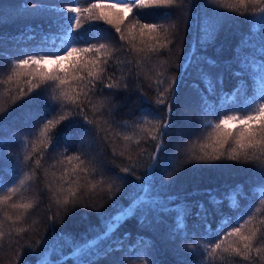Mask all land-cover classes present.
Segmentation results:
<instances>
[{"label":"snow or ice","instance_id":"6c2138e0","mask_svg":"<svg viewBox=\"0 0 264 264\" xmlns=\"http://www.w3.org/2000/svg\"><path fill=\"white\" fill-rule=\"evenodd\" d=\"M221 8L228 13H235L238 17L246 19L256 18L264 26V0H215ZM75 5V6H73ZM150 7H181L177 0H97L89 3L87 7L81 8L78 0H67L63 8H54L53 17L48 21V32L44 39L49 36L60 40L59 50L53 52H33L23 53L21 57L11 61L6 78L0 80L4 85L3 95L16 104L17 101H25V104L42 103L43 93L39 91L46 85H52L53 100L59 102V108L63 112L58 117L45 119L36 133L38 139L32 144V151L25 154L23 162L32 161L33 167L30 172H25L22 176L16 177V169L11 168L12 176H8L0 170V191L6 193L0 195V248L6 244L14 246L15 254L10 264H24L21 259L25 248L36 252L30 241L21 244L27 233L35 230L36 220L28 222L29 215L39 204L38 197H25L23 191L26 185L36 180L37 170L43 169L44 153L51 147H58L60 139L66 136H54L53 133L57 126L72 116L82 118L83 124L90 126V129L101 137L104 143H115V138L122 139L126 147L128 143L139 145L143 139L153 142V150L140 148L137 158L134 160L131 155V148L127 147L128 161L125 166L119 167V172L124 175L118 179L126 180L128 185L134 187V191L128 198L127 205H120L114 200L117 193L122 190L115 185L114 181L106 182L103 174L99 179L96 178L98 169L92 161L87 160L79 152L68 153V148H64L61 158L55 161L51 167L57 165L63 167L57 172H52L49 177V170L43 169L44 188L49 193L48 199L54 204L58 211L63 209L65 212L68 206L76 207L84 197H91L99 189L107 192L109 200L116 204L115 213L106 214L98 212L99 225L90 226L89 232L84 233L79 239L68 235L64 239V244L60 249V259L52 260L48 257L42 259L38 264H67L68 260L72 264H99L102 258L108 257L117 248L125 250V241L129 234L117 237L116 232L120 226L129 218H137L143 225L153 213L166 212L174 214L172 219L170 236L187 231V217L191 214V207H197L199 211L196 215L200 218L198 227L201 229L200 240L194 241L188 247L193 252L197 249L202 253L203 260L199 264H236V258L245 264H264V218L257 220L256 214L250 205H245V211L241 210V199L245 197L243 185L230 187L224 193L217 195L215 190H208L206 193L208 203L212 206L211 214L220 215V227L213 231L209 222V209L204 203L196 201L195 205L190 206L184 203H176L172 196L166 197L172 207H165L160 198L149 199L148 191L151 181L148 173L155 174L157 169L168 171L171 167L170 177L176 174L177 167L171 163V157H166L165 136L169 133L171 122L172 101L167 99V95H176V77L168 79V87L160 90L165 83L163 79H156V105H163L167 112V118H162L158 114L153 120L147 119L141 110V117L137 119L132 133L114 131L112 125L103 119V112L111 103L108 99L99 100L96 104L92 103V95L97 91L103 92L104 89L124 90L129 87V80L137 84V91L149 102L144 94L143 88L139 87L140 71L145 62H150L153 56L168 50L174 43L171 38L172 33L164 25L152 22H145L142 14H137L131 22L127 23L128 18L133 13V9H143ZM87 22L88 28L84 24ZM96 22H102L115 30L119 37V47H115L107 41L106 29L97 26ZM175 28V25L170 26ZM43 29V26L41 25ZM208 30L205 29V37ZM254 36L251 31L241 38L237 48L233 50V57L229 61L227 70L236 79V85L232 93H223V75L219 74L215 80L209 72L203 68L198 69V79L204 84L201 90L199 85H194L198 94L201 107L210 110V98L217 94V84L220 85L222 98L232 101L231 107L227 110L230 114L217 117L215 122H208L211 129L204 137L203 141L193 144L191 149L185 154L180 167L185 164L201 165L213 164L216 161H234L237 164H249L260 175V196L261 203H264V34L261 35L259 46L253 43ZM117 53H122L121 59ZM195 55V54H193ZM206 62L210 67H215L214 60ZM191 64V58H186L183 63ZM115 65L121 71L120 76H116L109 68ZM235 65V67H232ZM127 67V72L123 68ZM163 67V65H161ZM156 76H164L153 65ZM151 88L152 85L150 84ZM251 94L249 95V90ZM241 94L244 95L242 102H239ZM25 97L28 99L25 100ZM86 105L89 106L86 110ZM23 107V105L21 106ZM48 110H53L48 106ZM92 116L88 115V111ZM8 108L0 107V133L3 130L4 114ZM101 115H97V114ZM101 124H107V128H102ZM150 125V126H149ZM66 127H80V124L73 122ZM123 127H132L127 121ZM102 133H107L101 136ZM110 137L114 139L110 140ZM0 141H3L0 136ZM4 143V141H3ZM0 145V147L3 146ZM41 145L42 147H38ZM27 148V144H25ZM147 153V155H145ZM38 154V155H37ZM113 157L125 156V151L112 150ZM146 163L145 172L142 176H137L135 169L138 164ZM132 176L139 185H134V181L128 180ZM7 181V183H5ZM146 184L148 187H146ZM138 188V190H135ZM127 191V189H125ZM16 198V199H14ZM227 202L229 210L234 209L239 216H229L223 212L222 205ZM159 205V207H157ZM247 214V219H244ZM49 221L55 222L56 215L48 217ZM241 221H243L241 223ZM235 223L237 226L231 227L229 231L220 233L225 227ZM139 244L143 249L150 248V242L140 238ZM37 248L40 241H36ZM67 247L65 253L63 248ZM122 264V261L119 262ZM177 264H186L185 261L178 259Z\"/></svg>","mask_w":264,"mask_h":264},{"label":"trees","instance_id":"16d2710c","mask_svg":"<svg viewBox=\"0 0 264 264\" xmlns=\"http://www.w3.org/2000/svg\"><path fill=\"white\" fill-rule=\"evenodd\" d=\"M67 0H0V80L6 78L11 61L21 57L23 53L33 52H53L59 50L60 40L49 36L44 39L48 32V21L53 17L54 8H63ZM97 0H78L81 8L87 7L89 3H95ZM107 2H116V0H107ZM181 7H150L133 9L127 23L131 22L134 16L142 14L145 22L158 23L169 28L173 34L174 43L170 45L171 51L164 50L159 56H153L150 62H145L140 71L139 87L143 88L144 94L149 102L137 91V84L129 80L127 91L104 89L103 92L97 91L92 95V103L96 104L99 100L108 99L111 103L103 112V119L112 125L114 131L132 133L134 125L141 117V110L146 109L144 115L149 120H153L158 114L162 118H167V112L163 105H156V85L153 83L156 79H163L165 83L160 90L168 87V79L176 77L177 88L176 95H167V99L172 101L171 122L169 133L165 136L166 157H171V163L177 167L176 174L170 177L172 168L168 171L157 169L155 174L148 173L151 181L148 191L149 199L160 198L165 207H172L166 197L172 196L176 203H184L193 206L196 201L204 203L209 209V222L213 231L220 227V215H212V206L208 203L206 193L208 190H215L217 195L227 191L235 185H243L245 197L241 199V210L246 212L245 205H250L252 211L256 214L257 220L264 218V203H261L260 196V175L249 164H237L234 161H216L213 164L201 165L197 162L195 165L185 164L180 167L185 158V154L191 149L193 144L203 141L204 137L211 130L208 122H215L217 117L230 114L227 111L232 101L223 99L220 85L217 84V94L210 98V110L201 107L198 94L194 85H199L201 90L204 84L198 79V69L203 68L205 72L211 73L213 79L219 74L223 75V93H232L236 85V79L227 70V65L233 57V50L237 48L241 38L246 36L249 31L253 33V43L259 46L261 35L264 34V26L256 18L246 19L238 17L235 13H228L226 9H221L215 0H177ZM75 6V5H73ZM97 26L106 29L107 41L115 47H119V37L115 30L102 22H96ZM43 26V29L41 28ZM175 25V28L170 26ZM88 28L87 22L84 24ZM205 29L208 30V36L205 37ZM195 54V55H193ZM121 59L122 53H117ZM186 58H191V64H183L177 67V64L183 63ZM214 60L215 67H210L206 62ZM157 69L164 72V76L157 77ZM163 65V67H161ZM235 67V65H232ZM115 72L118 77L122 73L115 65L109 68L105 76ZM127 72V67L123 68ZM152 85L150 88L149 85ZM40 89L43 93L42 103L25 104V101H17L11 104L6 95L0 94V107L8 108L4 114V126L2 139L0 141V170L8 176H12L11 168L16 169V177L22 178L25 172H30L32 161L23 162L26 153L32 151V144L37 141L36 133L45 119H51L62 115L59 108V102L53 100L52 85H46ZM4 85L0 84V93ZM251 89L249 90V95ZM28 98L25 97V100ZM244 95L241 94L239 102H242ZM23 105V107H21ZM53 110L49 111L48 106ZM89 106L86 105V110ZM88 115L93 114L89 110ZM101 115V114H97ZM127 121L132 127H123ZM73 122L80 124V127H66ZM150 126V125H149ZM102 128H107V124H101ZM90 126L83 124L82 118L72 116L70 119L59 124L54 131V136H66L61 138L58 147H51L44 153L42 161L43 169L49 170V177L52 172H57L62 165L52 168L51 165L61 158L64 148H68L67 154L79 152L89 161L96 165L98 172L96 178L99 179L103 174L106 182L114 181L121 192L117 193L114 200L117 204L127 205L130 194L134 187L128 185L126 180L118 179V176L124 175L119 172V167L125 166L128 161L126 156L129 154L127 147L131 148V155L135 160L140 148L153 150V142L147 143L142 139L139 145L129 142L126 147L122 139L115 138V143H104L101 137H98L94 131L88 130ZM107 133H102L101 136ZM110 140L114 137H110ZM27 144V148H25ZM38 147H42L38 145ZM113 147L119 151H125V156L113 157ZM38 155V154H37ZM147 155V153L145 154ZM146 163L141 158V163L135 169L137 176H142L145 172ZM43 169L37 170V179L26 185L23 195L25 197H38L39 204L32 210L28 222L38 221L35 230L27 233L21 244L30 241L36 252L25 248L21 259L24 264H37L40 260L47 257L52 260L60 259V249L64 244V239L68 235L77 239L84 233L89 232L90 226L99 225L98 212L106 214L117 211L116 204L109 200L107 192H101L97 189L91 197H84L80 205L76 207L68 206L67 212L59 210L54 204H51L43 184ZM0 180H4L0 176ZM128 180L134 181L138 186L139 181H135L132 176ZM7 183V181H5ZM146 187L148 185L146 184ZM127 189V191H125ZM138 190V188H135ZM6 193L0 191V195ZM16 199V198H14ZM159 207V205H157ZM223 212L229 216H239L234 209L229 210L227 202L222 205ZM191 214L187 217V231L185 233L170 236L173 215L166 212L149 215L148 220L143 225L137 218L127 219L116 232L117 237H123L125 233L129 234L125 241L124 249L117 248L108 257L102 258L99 264H177L181 259L186 264H199L203 260V255L197 249L193 252L188 245L194 241L200 240L201 229L194 227L199 224L200 218L196 215L199 211L197 207H191ZM56 215L55 222L49 221L48 217ZM244 219H247L245 214ZM243 221H241L242 223ZM237 226L235 223L228 225L220 233L229 231L231 227ZM264 227V226H262ZM143 238L150 242L149 249H143L139 240ZM40 241L37 248L36 241ZM67 253V247L63 248ZM15 254L14 246L5 245L0 248V264H10ZM67 264H72L71 260ZM220 264V262H217ZM236 264H245L236 258Z\"/></svg>","mask_w":264,"mask_h":264},{"label":"rangeland","instance_id":"374dc122","mask_svg":"<svg viewBox=\"0 0 264 264\" xmlns=\"http://www.w3.org/2000/svg\"><path fill=\"white\" fill-rule=\"evenodd\" d=\"M38 264V263H37Z\"/></svg>","mask_w":264,"mask_h":264}]
</instances>
